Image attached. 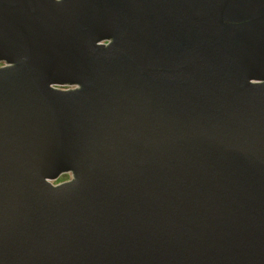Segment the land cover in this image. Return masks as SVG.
I'll return each instance as SVG.
<instances>
[{"label": "water", "instance_id": "95a60500", "mask_svg": "<svg viewBox=\"0 0 264 264\" xmlns=\"http://www.w3.org/2000/svg\"><path fill=\"white\" fill-rule=\"evenodd\" d=\"M0 58V264H264V0H0Z\"/></svg>", "mask_w": 264, "mask_h": 264}, {"label": "clouds", "instance_id": "9594fccd", "mask_svg": "<svg viewBox=\"0 0 264 264\" xmlns=\"http://www.w3.org/2000/svg\"><path fill=\"white\" fill-rule=\"evenodd\" d=\"M56 2L59 3L60 0H56ZM106 43H113V38L108 37L106 39ZM13 67H15L14 62H10L7 59L0 58V68H13ZM248 82L252 85H261V84H264V79L251 78V79H249ZM52 90L60 91V86L58 85L56 89H52ZM58 176H59V179H52L51 184H50V186L52 188L60 187L61 181H64V180L71 181L72 179H74V175H73V172L71 170H67V171L62 170L58 173ZM47 179H49V178L44 177L45 183H47Z\"/></svg>", "mask_w": 264, "mask_h": 264}, {"label": "flooded vegetation", "instance_id": "af4514ba", "mask_svg": "<svg viewBox=\"0 0 264 264\" xmlns=\"http://www.w3.org/2000/svg\"><path fill=\"white\" fill-rule=\"evenodd\" d=\"M57 179H59V178H57Z\"/></svg>", "mask_w": 264, "mask_h": 264}]
</instances>
